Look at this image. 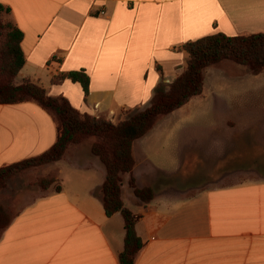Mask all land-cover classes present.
Listing matches in <instances>:
<instances>
[{
  "label": "crops",
  "instance_id": "1",
  "mask_svg": "<svg viewBox=\"0 0 264 264\" xmlns=\"http://www.w3.org/2000/svg\"><path fill=\"white\" fill-rule=\"evenodd\" d=\"M0 4L11 8L5 17L25 36L26 65L18 81L37 83L50 96L67 98L82 114L112 122L119 120L122 110L151 105L162 83L158 66L164 82L172 83L183 73L188 56L179 46L218 33H264V0H0ZM80 70L91 80L88 97L80 84L68 79L53 82L58 75ZM255 119L245 122H264ZM242 120L234 117L226 124L230 128L233 123V139L241 133ZM57 139L55 118L36 102L0 105V168L46 153ZM137 142V186H151L155 199L141 205L126 176L125 206L141 216L137 233L145 243L136 264H264V175L257 168L248 170L260 179L236 181L243 170L239 167L210 187L179 188L159 181L170 175L167 169L148 157L140 162ZM223 147L219 142L220 155L228 151ZM52 167L62 190L21 202L26 205L0 235V264H121L124 217L121 213L108 217L95 195L106 181L101 161L90 148L78 146Z\"/></svg>",
  "mask_w": 264,
  "mask_h": 264
},
{
  "label": "trees",
  "instance_id": "2",
  "mask_svg": "<svg viewBox=\"0 0 264 264\" xmlns=\"http://www.w3.org/2000/svg\"><path fill=\"white\" fill-rule=\"evenodd\" d=\"M11 8L0 4V105H18L36 102L49 112L58 125V139L46 153L0 168V191L17 174L39 166L62 161L70 147L83 144L90 138L96 142L91 146L106 170V181L95 192L104 204L108 217L121 213L125 220V248L120 255L121 264H136L138 255L145 247L137 233L141 219L125 206L123 186L129 176V187L141 205L155 199L151 186L139 188L135 178L137 161L134 153L135 143L151 132L164 117L187 105L195 97L203 95L207 69L223 61H231L243 67L252 75L264 73V33L230 36L218 33L179 46V51L188 56L183 73L170 86L165 84L163 70L162 83L157 88L151 105L146 109L128 110L126 117L114 124L106 118H96L82 114L65 97L50 96L45 88L32 81L15 84V80L26 65L23 51L24 33L15 24L4 22ZM70 80L80 84L85 96L90 94L91 80L85 70L61 74L53 82ZM46 189L57 183L54 178L43 180ZM62 187L57 185V191ZM12 218L0 205V231L6 230Z\"/></svg>",
  "mask_w": 264,
  "mask_h": 264
},
{
  "label": "rangeland",
  "instance_id": "3",
  "mask_svg": "<svg viewBox=\"0 0 264 264\" xmlns=\"http://www.w3.org/2000/svg\"><path fill=\"white\" fill-rule=\"evenodd\" d=\"M3 21L11 22L6 17ZM18 80L17 77L15 84L23 83ZM128 112L122 110L119 120L113 123H119ZM234 117L243 119V123L234 124L241 127V133L233 139V123L228 124L230 128L226 124ZM245 118L264 121V73L252 75L234 62L223 61L207 69L203 95L160 120L150 136L137 142L136 152L140 162L148 157L171 172L159 181H169L179 188L210 187L219 177L239 167L243 170L237 172L240 175L236 181L260 179L257 172L248 169L257 168L264 175V122L247 123ZM95 142V138H90L78 146L91 149ZM219 142L228 150L224 155H220ZM54 164L23 171L0 191V205L12 219L26 205L22 201L32 202L57 191L60 181ZM51 178L57 183L46 189L42 182Z\"/></svg>",
  "mask_w": 264,
  "mask_h": 264
},
{
  "label": "snow or ice",
  "instance_id": "4",
  "mask_svg": "<svg viewBox=\"0 0 264 264\" xmlns=\"http://www.w3.org/2000/svg\"><path fill=\"white\" fill-rule=\"evenodd\" d=\"M185 2H209V0H185Z\"/></svg>",
  "mask_w": 264,
  "mask_h": 264
}]
</instances>
